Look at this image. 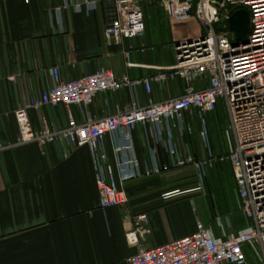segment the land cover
Instances as JSON below:
<instances>
[{"label": "crops", "instance_id": "0c3cea01", "mask_svg": "<svg viewBox=\"0 0 264 264\" xmlns=\"http://www.w3.org/2000/svg\"><path fill=\"white\" fill-rule=\"evenodd\" d=\"M160 2L142 0L147 33L119 43L106 37L102 4L91 11L70 8L59 14L57 8L64 0H0V140H17L16 111L32 96L52 88L55 66L65 80L103 67L117 76L127 73L142 78L172 66L173 44L184 29L179 24L173 36V27L168 25L174 22L166 11L161 8L163 14L157 15L155 7ZM190 25L198 28L197 22ZM13 75L14 80L10 78ZM185 85L182 79L154 84L152 95L155 100H165L179 95ZM140 95L145 102L144 88ZM130 102L129 90L101 93L86 111L100 117ZM70 114L77 120L83 118L79 107L69 112L64 105L32 110L30 117L35 128L45 122L62 128L68 125ZM195 129L198 134V122ZM193 134H188L190 143ZM210 138L216 152L211 127ZM147 139L143 127L135 130L142 165L151 160ZM112 141L107 136L114 159ZM192 147L201 159V140ZM158 155L161 162L167 161L161 146ZM217 164L209 174L204 173L205 188L191 166L172 168L130 180L124 185L128 203L101 209L96 168L88 147L74 148L56 140L44 150L35 143L2 150L0 264H126L141 248L193 234L198 222L217 238L246 229L249 223L241 210L232 164ZM142 214L148 216L147 224L138 220ZM135 229L138 243L130 244L126 236ZM248 264H254L252 255Z\"/></svg>", "mask_w": 264, "mask_h": 264}, {"label": "built area", "instance_id": "2783aa9c", "mask_svg": "<svg viewBox=\"0 0 264 264\" xmlns=\"http://www.w3.org/2000/svg\"><path fill=\"white\" fill-rule=\"evenodd\" d=\"M102 4L109 41L122 42L144 36L146 16L142 0H64L57 8L95 10ZM168 17L184 31L174 41L175 63L157 69L152 75L132 78L117 76L110 68L65 80L59 67L52 68L54 85L38 97L29 98L17 111L18 137L3 143L0 151L35 143L42 150L56 140L70 147L89 148L96 168L99 207L125 206L124 185L135 178L152 176L172 168L191 166L203 182L206 168L229 161L237 184L241 210L248 226L224 237L213 236L204 223L196 232L152 248H141L126 264H248L253 255L264 264V0H161ZM247 9L249 30L238 40L229 29L234 11ZM197 22L198 28L191 22ZM59 22L61 17L59 16ZM221 24L218 30L216 25ZM15 79L16 76H11ZM182 79L183 91L165 100H155L154 84L165 85ZM144 88L147 100L141 99ZM129 90L131 102L113 113L93 116L86 111L101 93ZM222 101L229 118V152L218 155L212 148L207 114ZM64 105L70 112L79 107L77 120L70 114L67 126L46 122L33 126L30 112ZM108 105V101H105ZM198 135L204 156L197 159L188 134ZM143 127L147 136L150 162L142 165L135 146L134 132ZM107 136L112 137V159ZM153 142V144H151ZM161 146L167 161L158 155ZM202 188V186H199ZM138 220L148 223L146 214ZM130 244L138 243V229L127 233Z\"/></svg>", "mask_w": 264, "mask_h": 264}, {"label": "rangeland", "instance_id": "374dc122", "mask_svg": "<svg viewBox=\"0 0 264 264\" xmlns=\"http://www.w3.org/2000/svg\"><path fill=\"white\" fill-rule=\"evenodd\" d=\"M160 6H156L155 7L157 15L163 14L164 10H162L161 9L162 6L161 7ZM162 19L165 20L164 17H162ZM178 25L179 24L175 23V22L173 24H171V26L168 25V27L169 28L171 27V29L173 27V31H174L173 32V36H174V33L176 35L178 30H179V26ZM216 28L218 30H220L222 28V25L218 24V25H216ZM146 33H147V31H146ZM208 119H209V123L211 124V131H212V134H213V140H214V145H215L216 152L219 155L226 154L227 150H228V147H229L228 146L229 145V140H228V136H227L229 118H228V115H227L226 107H225V105H224V103L222 101H220L218 103L216 110L214 112L210 113ZM191 137H192L191 138V142L192 143H190V144L193 145V143H194L195 145H198L199 141H200L199 135L197 133H194ZM216 166H218V164ZM205 170H206L205 172L209 174V172L211 170H213V168H209L208 167ZM204 183L205 182L203 181V187L205 188ZM252 258L254 259V264H260L253 255H252Z\"/></svg>", "mask_w": 264, "mask_h": 264}, {"label": "water", "instance_id": "95a60500", "mask_svg": "<svg viewBox=\"0 0 264 264\" xmlns=\"http://www.w3.org/2000/svg\"><path fill=\"white\" fill-rule=\"evenodd\" d=\"M229 28L238 40L243 39L250 24V15L247 9H238L229 18Z\"/></svg>", "mask_w": 264, "mask_h": 264}, {"label": "trees", "instance_id": "16d2710c", "mask_svg": "<svg viewBox=\"0 0 264 264\" xmlns=\"http://www.w3.org/2000/svg\"><path fill=\"white\" fill-rule=\"evenodd\" d=\"M208 124H209V128L211 127V124L208 122Z\"/></svg>", "mask_w": 264, "mask_h": 264}]
</instances>
